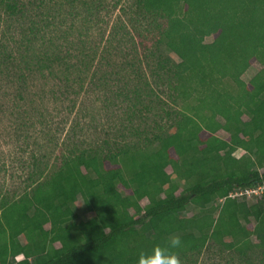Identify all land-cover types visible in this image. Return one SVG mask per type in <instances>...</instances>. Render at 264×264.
Returning a JSON list of instances; mask_svg holds the SVG:
<instances>
[{
    "label": "trees",
    "instance_id": "obj_1",
    "mask_svg": "<svg viewBox=\"0 0 264 264\" xmlns=\"http://www.w3.org/2000/svg\"><path fill=\"white\" fill-rule=\"evenodd\" d=\"M27 4L0 0L5 22L20 26L18 32L0 30V79L13 88L3 91L11 97L7 108L19 107L31 92L36 96L34 80L46 85V71L60 78L53 82L59 94L53 86L47 92L69 96L71 109L75 85L84 87L78 67L90 54L44 50L51 41L43 36L45 20L36 23ZM117 5L132 33L111 31L112 39L125 41L122 60L111 79L105 71L98 78L95 73L88 90L105 89L129 117L156 106L170 117V127L153 133L138 124L112 138L105 132L89 144L73 141L50 167L34 151L25 167L7 168L19 182L0 193V264H135L139 250L173 235L183 242L175 250L180 260L192 257L182 264H198L200 257L253 264V250L264 264V190L253 199L233 193L264 185V68L242 78L254 62L264 65V0H115ZM36 42L44 46L35 49ZM140 54L150 57L146 71ZM22 113L34 116L30 110L10 114ZM23 126L14 137L26 142L31 126ZM220 129L225 137L217 135ZM240 149L244 153L236 155ZM5 166L0 163V170ZM173 178L185 183L181 191Z\"/></svg>",
    "mask_w": 264,
    "mask_h": 264
},
{
    "label": "rangeland",
    "instance_id": "obj_2",
    "mask_svg": "<svg viewBox=\"0 0 264 264\" xmlns=\"http://www.w3.org/2000/svg\"><path fill=\"white\" fill-rule=\"evenodd\" d=\"M28 1L31 2V4H27L29 10H32L31 15L36 13L34 17L36 23H40V20L41 22L45 20L44 23H40L46 28L43 36L50 38L51 41L53 40V45H50L51 41L48 42L44 50L60 51L63 53L68 49L72 54L81 56L80 51L84 49L82 52L90 55L85 60V63L82 62V66L78 67L84 87L80 88L79 84L75 85L79 93L70 96L71 99L75 100L74 107L71 109H67V106L70 105L69 96L67 100H62L65 96L58 95L54 97L51 96L49 91L47 92V89L53 86L55 93L59 94L58 86L54 85L53 82L60 80V78L48 75L46 71L45 75L51 77L46 80V85L42 81V78L34 80L36 85L33 86L35 89L33 92L34 94L36 93V96H33L31 92V96L20 101L18 103V105L20 104L19 107L17 106L15 109L7 108L11 104L9 94L13 88L8 85L9 83L7 84L6 78L4 80L0 79V107H2L0 110L4 111L0 112V163L6 165V170H0V186L4 188L0 193L6 192L5 190L8 189V186L10 187V185L19 182L18 178H13L10 175L12 171L7 168L11 169L13 167L14 170L17 166L23 165L25 167L32 159L31 152L34 153L35 151L36 155L44 154V162L50 167L56 154H59V152L67 153V149L73 147V141L77 140L80 142V139H85V143L89 144L92 143L93 138L103 140L106 136L105 132H110V138H112L114 135L121 134V131L124 129H126L124 130L126 132L131 126L138 124L141 130H151L153 133H160L170 127V117L163 115V113L161 114V110L156 106H153L150 112L144 111L143 116L136 118L133 116L129 117L123 110L125 108L124 103L113 99L109 94H106L107 97H105V89L99 88L93 92L88 90V87L92 83L90 82L92 81V76L95 77V73L98 78L106 72L111 79L113 76L111 69H115L116 64L122 60V54L125 52V41L118 36L112 39L113 37L110 35L111 31L115 29L132 33L128 18L121 14L120 5L114 6L115 0H43L42 2L41 0H33L34 2L32 0H23L25 3ZM5 21V16L0 10V30L7 28L9 30L16 28L17 32L20 30V26L17 23H6ZM122 23H126V26L123 27ZM210 39L211 37L206 38L208 41ZM109 40H112V42ZM127 42L128 44L130 43V41ZM43 46L42 43L36 42L34 48L39 50ZM133 58L134 61H138L137 56ZM139 58L142 62L140 65L138 64L139 67L142 71H146L148 67L146 61L150 60V57L148 58V55L140 54ZM54 67L56 70H60V66ZM262 68H264V65L254 62L242 74V78L248 81ZM54 74L57 76L61 75L55 71ZM47 76L43 78H47ZM39 79L42 80L38 81ZM92 84L94 85V83ZM7 85L10 90L5 91ZM41 86L45 88L43 89L44 93L42 97L39 98ZM3 91L9 94L4 96ZM25 110H30L34 116H24L23 113L21 114L22 116L10 114L11 111L21 112ZM244 118L246 119V117ZM219 120L222 121L221 118ZM28 121H31V123ZM23 124V129L26 127L25 125L27 127L31 126L28 129L30 139L26 142H23V136L19 139L14 137V129L17 130L18 126H22ZM70 133L72 135L77 133L76 138L68 137ZM217 135L225 137L227 134L224 130L220 129L217 131ZM107 137L109 136L107 135ZM243 153L244 151L241 149L235 152L236 155ZM172 181H178V191H181L185 186V183L176 178H173ZM238 192V190H235L233 193L238 195ZM248 198L253 199L251 195ZM241 199L245 200L246 198L242 197ZM81 203L82 200L78 197L76 206H81ZM146 203V199L141 200L142 205ZM190 211L194 212L192 207ZM218 211L216 208L213 215L217 216ZM187 213L188 211L181 212L182 215H187ZM80 214L81 217L92 215V213L83 215L82 212ZM251 238L254 243L258 241L255 236ZM20 240L22 242L25 241L23 236H20ZM249 254L252 257V263L259 264L257 258H259L260 254L258 250H253ZM20 258L21 256H18L16 259ZM191 258L187 257L180 260L181 264L188 263L189 261L192 262ZM205 259L206 257L197 258L198 264H213L212 260L207 262Z\"/></svg>",
    "mask_w": 264,
    "mask_h": 264
},
{
    "label": "clouds",
    "instance_id": "obj_3",
    "mask_svg": "<svg viewBox=\"0 0 264 264\" xmlns=\"http://www.w3.org/2000/svg\"><path fill=\"white\" fill-rule=\"evenodd\" d=\"M182 246L181 237L173 235L162 243L139 250L135 264H181L180 257L175 250Z\"/></svg>",
    "mask_w": 264,
    "mask_h": 264
},
{
    "label": "built area",
    "instance_id": "obj_4",
    "mask_svg": "<svg viewBox=\"0 0 264 264\" xmlns=\"http://www.w3.org/2000/svg\"><path fill=\"white\" fill-rule=\"evenodd\" d=\"M263 190H264V185L258 186L257 188H248V189H245L243 191H239L238 195H245L246 198L250 195L253 197V195L257 196L260 193H262Z\"/></svg>",
    "mask_w": 264,
    "mask_h": 264
}]
</instances>
